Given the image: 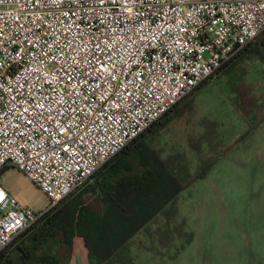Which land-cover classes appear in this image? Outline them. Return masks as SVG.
I'll use <instances>...</instances> for the list:
<instances>
[{"label":"built area","instance_id":"1","mask_svg":"<svg viewBox=\"0 0 264 264\" xmlns=\"http://www.w3.org/2000/svg\"><path fill=\"white\" fill-rule=\"evenodd\" d=\"M264 31V0H0V253Z\"/></svg>","mask_w":264,"mask_h":264},{"label":"rangeland","instance_id":"2","mask_svg":"<svg viewBox=\"0 0 264 264\" xmlns=\"http://www.w3.org/2000/svg\"><path fill=\"white\" fill-rule=\"evenodd\" d=\"M262 115L264 86L250 70L235 68L198 91L188 120L175 118L168 125L165 138L174 146L165 148L180 146L192 174L232 150L221 155L207 178L182 192L178 217L185 223L176 218L179 226L163 224V235L153 234L125 255L124 248L118 257L127 264H264V124L246 134V121ZM0 184L22 207L40 213L49 205L16 167L1 173Z\"/></svg>","mask_w":264,"mask_h":264},{"label":"trees","instance_id":"3","mask_svg":"<svg viewBox=\"0 0 264 264\" xmlns=\"http://www.w3.org/2000/svg\"><path fill=\"white\" fill-rule=\"evenodd\" d=\"M235 68L252 71L255 81L264 86V31L110 159L91 178L92 184L87 186L92 188L91 195L87 194L86 198L82 193L77 195L76 190L45 212L0 253V264H77V257L84 264H127L128 260L118 254L124 248L123 255L130 248L136 250L141 241L150 238L148 233L159 220L169 225L175 218V210L171 209L179 202L182 192L207 178L221 155L232 150L228 147L192 174L188 162L181 165L182 169H174L164 158V149L154 147L148 139L166 130L175 118L187 121L190 101L196 93ZM256 119L253 123L246 121L247 135L264 124V115ZM238 140L239 137L236 143ZM163 224L155 227L162 235Z\"/></svg>","mask_w":264,"mask_h":264},{"label":"crops","instance_id":"4","mask_svg":"<svg viewBox=\"0 0 264 264\" xmlns=\"http://www.w3.org/2000/svg\"><path fill=\"white\" fill-rule=\"evenodd\" d=\"M178 121V120H177ZM176 121V122H177ZM173 123H171L172 125ZM169 129V127H167V129L164 131V133H161V134H155L154 136H152L151 138L148 139V142L153 145L154 147H157V148H162L164 149V158L167 159L168 161H170V164L171 166L176 169V170H179V169H182L181 168V165L184 164L186 162L185 160V157L183 158V152L181 151V147L178 146L176 148H171V149H166L165 147H168V146H174V145H171L170 143L167 142L166 140V136L167 134L169 135L168 132H166L167 130ZM182 153V155H181ZM180 155V156H179ZM92 184V179H90L88 182H86L84 185H82L81 187H79L77 189V195L78 194H83L84 197H88V195H91L92 193V188L91 186L87 187L89 184ZM87 189L89 190V192H86ZM85 193V194H84ZM88 194V195H87ZM181 197V196H180ZM90 198V197H89ZM88 198V199H89ZM175 210L174 213H175V218L172 220V222L175 223V225H178L179 224L176 222V218H178V221L181 223L184 221L185 223V219L183 220L181 217H178L179 213L177 212V210L179 211V203L177 202V204L174 205V207L171 209V210ZM170 212V211H169ZM165 220V219H164ZM163 224V221L162 220H159L156 225L154 226L153 230H150V232L148 233L149 236H152L153 234L157 233V229H155L156 226H159ZM165 225H168L167 222L164 224ZM170 226V224L168 225ZM187 227V234L188 235H191L192 236V233H191V229L188 227V225H186ZM170 230V229H168ZM189 231V232H188ZM77 264H84L83 263V260L81 257H77Z\"/></svg>","mask_w":264,"mask_h":264},{"label":"snow or ice","instance_id":"5","mask_svg":"<svg viewBox=\"0 0 264 264\" xmlns=\"http://www.w3.org/2000/svg\"><path fill=\"white\" fill-rule=\"evenodd\" d=\"M0 198H2V194H0Z\"/></svg>","mask_w":264,"mask_h":264}]
</instances>
